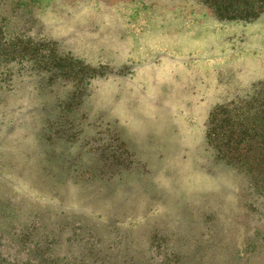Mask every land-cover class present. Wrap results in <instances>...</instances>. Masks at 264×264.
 <instances>
[{"label":"rangeland","instance_id":"1","mask_svg":"<svg viewBox=\"0 0 264 264\" xmlns=\"http://www.w3.org/2000/svg\"><path fill=\"white\" fill-rule=\"evenodd\" d=\"M0 28L96 73L0 63V264H264V195L206 142L216 105L263 112L264 0H0Z\"/></svg>","mask_w":264,"mask_h":264},{"label":"trees","instance_id":"2","mask_svg":"<svg viewBox=\"0 0 264 264\" xmlns=\"http://www.w3.org/2000/svg\"><path fill=\"white\" fill-rule=\"evenodd\" d=\"M208 2L216 5L219 10L222 6V0H208ZM53 42L55 41L31 40V46L28 42L23 44L8 42L5 40L4 31L0 28V63L5 62L8 65L21 61L29 69H34L41 67L39 63L44 60L40 69H45L44 73L49 74L47 79L64 78L83 83L86 79L96 78V73L89 70V65L72 54L61 53L57 46H52ZM48 46L51 47L49 52ZM263 86L264 83L260 84L259 92L248 98L251 99L250 103L261 102ZM248 99H243L241 102ZM233 103L219 104L212 110L206 129L207 145L217 164L247 174L255 189L264 195V103L260 104L262 113L254 115L248 112L244 119L236 115L235 110L229 109L234 105ZM50 135L55 139L53 132H50ZM78 183L76 181L75 185Z\"/></svg>","mask_w":264,"mask_h":264}]
</instances>
